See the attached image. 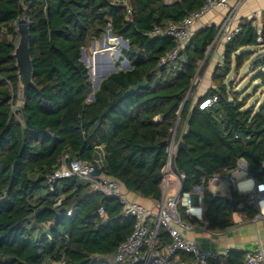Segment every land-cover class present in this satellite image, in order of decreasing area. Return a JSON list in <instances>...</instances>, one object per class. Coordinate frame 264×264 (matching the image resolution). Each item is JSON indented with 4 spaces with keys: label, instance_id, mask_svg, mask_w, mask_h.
Masks as SVG:
<instances>
[{
    "label": "trees",
    "instance_id": "obj_1",
    "mask_svg": "<svg viewBox=\"0 0 264 264\" xmlns=\"http://www.w3.org/2000/svg\"><path fill=\"white\" fill-rule=\"evenodd\" d=\"M204 4L0 0V264H106L114 259L136 223L123 215L118 198L93 191L77 177L52 185L48 179L67 158L98 166L129 192L162 202L174 135L175 143L184 147L178 146L172 168L185 175L182 194L205 184L204 222L210 231L235 225L230 200L239 203L238 212L247 218L257 215L247 194L233 187L228 196L207 190L209 179L234 172L240 161L247 163V177L264 182V101L259 109L249 106V99H241L227 84L233 70L239 73L249 63L255 81L264 87V52L254 50V21L242 23L241 32L226 43L224 65L212 75L215 88L197 102L193 83L208 66L219 27L194 33L172 68L159 63L177 46L176 40L150 37L155 28L180 24ZM21 21L30 27L34 82L24 98L14 58ZM109 27L113 37L128 42L122 57L132 69L111 74L94 92L82 50L105 36ZM142 81L145 88L125 95ZM210 96H218L216 105L200 109ZM184 124L188 129L182 133ZM180 213L186 222L197 224L184 209ZM159 242H171L163 229ZM246 254L230 251L229 264H243ZM178 256L192 261L186 253Z\"/></svg>",
    "mask_w": 264,
    "mask_h": 264
},
{
    "label": "built area",
    "instance_id": "obj_2",
    "mask_svg": "<svg viewBox=\"0 0 264 264\" xmlns=\"http://www.w3.org/2000/svg\"><path fill=\"white\" fill-rule=\"evenodd\" d=\"M166 3H172L174 0H164ZM234 1V6H230V2ZM246 0H205L203 7L188 15L180 24H169L165 27L155 28L151 34V38L168 37L176 40L177 46L167 53L159 63V67L172 68L176 66L181 51L192 37L193 27L203 16L217 9H226L227 15L224 17L222 24L219 26V33L216 43L224 40L230 42L235 36L241 32V21L234 26L236 14L242 4ZM260 18L264 19V11L251 14V20L258 29L257 44L264 48V32L263 26L258 23ZM120 38H108L105 44L107 52H115L117 45L120 44ZM105 48V47H104ZM97 51V50H96ZM100 52V51H98ZM224 55L218 63V67H223ZM218 96H210L204 99L199 108L205 110L211 108L218 102ZM178 143H175V137L169 149V160L164 169V180L162 184L163 200L158 213L145 207L144 205L130 201L122 192V184L103 173L95 177L92 175L94 166L85 164L81 161L67 162V158L62 159L61 167L54 172L48 179L49 184H54L59 180L77 177L90 183L91 189L95 192L102 193L108 197L118 198L123 208L125 217L134 218L135 229L132 236L122 244L116 251L114 261L117 264H211L219 262V264H229L230 251L224 255H218L212 250L203 249L195 241L189 239L184 231H191L195 225L186 222L180 213L184 209L189 218L195 217L201 222L203 218V197L206 191L205 184L195 187L191 192L182 194L181 186L185 178L183 173H176L179 181V191L172 197H167L169 176L173 172L172 160L178 149ZM98 167V166H97ZM237 170H244L248 173V166L245 161H240ZM232 172L223 176L215 175L208 180V187L219 183L225 184L231 188L234 183ZM250 202L256 204L263 214L262 205L264 203V182L257 183L256 186L247 193ZM198 211V212H194ZM99 214L105 216L103 209L99 210ZM167 232L171 238V242L161 246L159 242L160 230ZM179 253H186L192 257L191 262L183 261L178 256ZM243 264H264V251L262 247L248 252L245 256Z\"/></svg>",
    "mask_w": 264,
    "mask_h": 264
},
{
    "label": "crops",
    "instance_id": "obj_3",
    "mask_svg": "<svg viewBox=\"0 0 264 264\" xmlns=\"http://www.w3.org/2000/svg\"><path fill=\"white\" fill-rule=\"evenodd\" d=\"M234 4V1L230 2L231 7L234 6ZM262 11H264V0H246V2L242 4L236 14L234 26L238 25L241 21L251 20L252 13H260ZM227 13L228 11L226 9H217L209 12L208 14L203 16L197 23H195L193 27V33H196L210 26L219 27L222 24L223 19L227 15ZM258 23L264 26V19L260 18L258 20ZM95 43L96 47L97 44H100L102 46V42L100 40L96 41ZM225 47L226 42L224 40H221L215 43V45L211 48L208 54L210 58L208 66L201 77L204 79V82L196 87V91L194 93V102H197V100L203 97L210 89L215 88L212 83V75L215 69L218 67V63L225 53ZM187 129V126L184 124V126L182 127V133L187 132ZM172 171L173 172L169 176L168 187L173 190L172 195L174 196L179 191L180 186L176 172L174 170ZM236 172L237 170L231 173L234 178L232 187L239 194L246 195L256 186L257 182L254 179L247 177L248 173H246L245 171L239 176L236 175ZM220 185H223L226 189L225 191H223V193L213 191V189L218 188ZM207 190L213 194H220L223 196H228L230 191L229 188L226 187L223 183L209 186ZM122 192L124 196L127 197L130 201L140 203L145 207L153 210L155 213H158V210L161 207L162 202L145 199L137 194L129 192L123 185ZM252 204L257 210V215L253 219H249L244 213H234L233 220L235 222V225L226 231L212 232L207 228V224L205 222H201L193 217V219L197 220V224H195L193 230L184 231V234L189 239L195 241L203 249L212 250L219 256L224 255L227 251H242L248 253L254 251L259 247H262L264 251V205H262L263 214H261L258 206L254 203Z\"/></svg>",
    "mask_w": 264,
    "mask_h": 264
},
{
    "label": "water",
    "instance_id": "obj_4",
    "mask_svg": "<svg viewBox=\"0 0 264 264\" xmlns=\"http://www.w3.org/2000/svg\"><path fill=\"white\" fill-rule=\"evenodd\" d=\"M18 34L20 36L19 43L15 49L14 52V58L16 60V68L18 70V76H19V84L20 89L22 91L23 98L26 96L27 92L31 87L34 86L33 82V65L30 55V27L29 23L25 21H21L17 25ZM111 28H108V33L106 34V38H111L112 35L110 34ZM104 36L102 37L105 38ZM124 45V48H128V42L120 39ZM102 46H105L104 41H102ZM107 47H105V52H97L96 51V43L93 42V51H94V57L90 58V68H89V75L92 79H94L95 74L94 70L97 74V78L95 81H93V90L94 92L97 91L100 87V84L103 80H105L108 76H110L113 73H117L119 69L122 68L123 71L131 70L132 66L129 64L128 60H125L120 66H115L113 59L111 58L109 53H106ZM120 54V53H118ZM81 60L88 65V61L85 55V50H82V57ZM147 85L146 81H142L139 84H136L129 88L125 95H130L132 93L137 92L140 89L145 88ZM94 100V93L91 95L89 102ZM166 144V142H164ZM179 147L183 148L184 143L179 142ZM102 174V170L98 168L97 166H94V170L92 175L95 177H98ZM230 204L233 207V212L237 213V206L238 202L230 200Z\"/></svg>",
    "mask_w": 264,
    "mask_h": 264
},
{
    "label": "rangeland",
    "instance_id": "obj_5",
    "mask_svg": "<svg viewBox=\"0 0 264 264\" xmlns=\"http://www.w3.org/2000/svg\"><path fill=\"white\" fill-rule=\"evenodd\" d=\"M108 33V29L106 30V34ZM105 34V36H106ZM104 36V37H105ZM100 41L102 42V38L100 39ZM103 41L105 44L108 43V38H103ZM120 44L117 45V49L115 50V52H106L109 53L111 58L114 61L115 66H120L126 59H124L122 57V50H126V48H124V45L122 43V41H119ZM106 46H101L100 44H97L96 50L101 51V52H105V48ZM255 51L258 52H264V48L257 46L256 48H254ZM120 53V54H118ZM85 55L88 61V65L87 67L90 68V58L94 57V51H93V43L91 44V46L85 51ZM250 64L247 63L241 70L239 73H236L234 70L233 72L229 75L228 79H227V84H230L232 86V89L235 92H238L241 95V99L244 98H248V105L249 106H256L257 109L260 108V106L262 105L263 101H264V87L261 86L260 81H255L254 76L255 73L251 72L250 70ZM121 69H119V71H121ZM92 81H94V79H92ZM204 82L203 78H196L194 80V86L198 87L199 85H201ZM20 103H17L15 105L14 110L17 111L18 107H19ZM244 171L241 170H237L236 175L239 176L241 173H243ZM239 179V178H238ZM226 189L224 188L223 185H220L218 188L213 189V191L215 192H219V193H223V191H225ZM173 190L168 187V196L167 197H172L173 195ZM106 264H115L114 259L111 257L107 260Z\"/></svg>",
    "mask_w": 264,
    "mask_h": 264
},
{
    "label": "bare ground",
    "instance_id": "obj_6",
    "mask_svg": "<svg viewBox=\"0 0 264 264\" xmlns=\"http://www.w3.org/2000/svg\"><path fill=\"white\" fill-rule=\"evenodd\" d=\"M263 205H264V203H263ZM195 212H198V211H195Z\"/></svg>",
    "mask_w": 264,
    "mask_h": 264
}]
</instances>
